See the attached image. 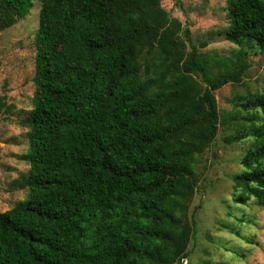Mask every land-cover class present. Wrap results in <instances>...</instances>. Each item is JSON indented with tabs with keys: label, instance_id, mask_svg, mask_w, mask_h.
I'll list each match as a JSON object with an SVG mask.
<instances>
[{
	"label": "trees",
	"instance_id": "obj_1",
	"mask_svg": "<svg viewBox=\"0 0 264 264\" xmlns=\"http://www.w3.org/2000/svg\"><path fill=\"white\" fill-rule=\"evenodd\" d=\"M35 1V90L19 121L29 168L14 181L27 197L0 212V264L188 259L197 166L224 124L215 91L264 54V0H226L219 35L237 49L220 59L161 0H0V32ZM12 107L0 96V111ZM233 107L224 141L253 140L233 202L264 207V91Z\"/></svg>",
	"mask_w": 264,
	"mask_h": 264
},
{
	"label": "rangeland",
	"instance_id": "obj_2",
	"mask_svg": "<svg viewBox=\"0 0 264 264\" xmlns=\"http://www.w3.org/2000/svg\"><path fill=\"white\" fill-rule=\"evenodd\" d=\"M161 3L171 16L191 29L198 45L208 43L203 51L215 59L234 56L237 46L219 35L229 24L226 0H177V3L161 0ZM40 9V2L35 1L24 19L0 32V96L13 106L0 111V212L27 197V190L16 187L14 181L29 168L21 158L29 148L27 129L19 121L33 105ZM247 62L249 67L242 82L228 83L215 91L224 124L197 166L199 182L188 210L194 224L190 256L178 264H264V207L254 202L250 207L236 206L233 202L234 176L242 170L241 159L253 140L235 144L224 141L236 128L229 118L236 111L234 99L264 91V54L250 52ZM235 252L243 256L238 258Z\"/></svg>",
	"mask_w": 264,
	"mask_h": 264
}]
</instances>
